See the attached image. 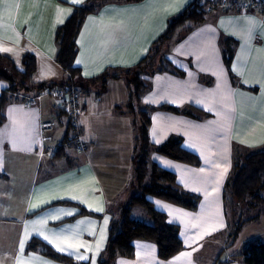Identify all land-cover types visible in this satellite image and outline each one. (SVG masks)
<instances>
[{
	"label": "crops",
	"instance_id": "0c3cea01",
	"mask_svg": "<svg viewBox=\"0 0 264 264\" xmlns=\"http://www.w3.org/2000/svg\"><path fill=\"white\" fill-rule=\"evenodd\" d=\"M85 1L0 0V56L22 71L23 56L33 54L35 85L67 81L68 74L55 60L54 35L73 8ZM192 1L111 2L86 17L74 61L85 83L79 91L82 113L75 121L83 151L67 144L61 156L44 153L64 139H73V126L59 113L53 97H41L27 106L26 94L10 95L0 126V264H68L28 250L34 238L76 264H98L105 256L109 225L134 194L130 181L135 130L132 116L116 110L127 102L124 82L109 80L97 96L89 81L107 69L137 65ZM228 39L235 44L229 68L223 62V42ZM166 58L182 75L155 74L140 105H168L191 115L153 111L149 140L157 146L171 136L180 137L183 149L195 154L199 165L155 152L149 160L172 172L180 189L199 202L190 211L152 198L154 207L178 226L182 250L162 260L155 244L136 240L132 258L117 257L111 264H243L244 245L251 240L264 242V237L248 239L239 254L230 256L217 237H225L224 246L232 241L226 237L230 227L223 192L236 150H264V14L208 9L201 24L186 23L176 29ZM7 69L0 61V71ZM6 88L7 82L0 79V93ZM45 121L55 122V127L52 140L41 146L36 133ZM82 209L88 214L81 215ZM139 210L134 209L133 216L136 211L135 218L145 219ZM261 212L259 217L264 216ZM262 222L258 218L252 223Z\"/></svg>",
	"mask_w": 264,
	"mask_h": 264
},
{
	"label": "trees",
	"instance_id": "16d2710c",
	"mask_svg": "<svg viewBox=\"0 0 264 264\" xmlns=\"http://www.w3.org/2000/svg\"><path fill=\"white\" fill-rule=\"evenodd\" d=\"M141 1L143 0H86L84 4L73 8L70 17L57 27L54 35L57 46L55 60L69 76L65 82L33 84L31 79L36 70V59L33 54L23 56L22 71H17L8 59L0 56V61L8 67L7 70L0 71V79L7 82V88L0 93V126L5 120V107L12 94L30 95L54 87H73L79 91L84 89L85 83L81 78L80 69L75 67L74 61L77 54V37L86 17L107 3H137ZM214 1L216 0H193L181 14L168 23L165 32L151 44L147 54L134 67L107 69L100 76L89 81V84L96 87L97 96L106 90L109 80L124 82L128 96L127 102L123 107H117L116 110L123 109L125 113L132 116L135 130L131 157L133 176L130 181V184L132 183L134 186V194L118 209V215L111 221L105 256L99 259L98 264H111L117 257L132 258L134 256L133 242L136 240L155 244L157 256L162 260H167L182 250L178 226L168 222L167 216L154 207L151 199H159L193 211L197 208L199 198L183 192L176 182L175 175L151 163L149 155L151 152H155L172 160L194 166L199 165V160L195 154L183 149L180 137L171 136L166 142L157 146L151 144L148 126L150 125V114L156 110L183 115H191V112L168 105L158 108L142 107L140 99L149 91L151 80L155 74L182 75L183 72L177 70L166 58L168 44L178 27L186 23L198 25L204 22L208 8ZM189 30L190 28H187V31ZM223 44V62L229 68L235 44L230 39L224 41ZM59 113L62 115L61 112ZM70 124L71 121H69V126ZM68 142L64 139L57 146H53L55 152L52 157L61 156L65 148L68 147ZM223 201L226 218H228L227 210L232 205L239 209L247 208L251 212L256 209L255 214L248 218H243L245 212L241 213L238 220L229 226L228 237L233 241L237 239L246 224L256 222L262 213L257 208L264 205V150L253 152L236 150L233 157V169L225 183ZM134 209H140L144 213L145 219L135 218L133 216ZM80 213L81 215L88 214L83 209ZM27 249L40 251L48 257L68 264H76L36 238L29 241ZM240 257L243 264H264V242L249 241L243 247Z\"/></svg>",
	"mask_w": 264,
	"mask_h": 264
},
{
	"label": "built area",
	"instance_id": "2783aa9c",
	"mask_svg": "<svg viewBox=\"0 0 264 264\" xmlns=\"http://www.w3.org/2000/svg\"><path fill=\"white\" fill-rule=\"evenodd\" d=\"M214 7H218L223 10H233V11H260L264 13V0H216L210 4L208 9H213ZM80 92L77 88L73 87H54L50 89L43 90L39 93H31L30 95H26L23 98H26V105L31 106L36 101H38L41 97L50 96L53 97L57 102L58 110L65 115L69 121H71V125L74 127L75 137L71 139L68 144L72 145L74 149L77 151H83L84 145L82 144L81 139L79 138V132L76 127V119L82 113L80 108L79 98ZM55 127V122L53 121H45L39 124L37 130V138L43 146L44 144L50 142L52 139L50 134ZM55 152V148L52 147L50 149H44V153H48L52 155Z\"/></svg>",
	"mask_w": 264,
	"mask_h": 264
},
{
	"label": "rangeland",
	"instance_id": "374dc122",
	"mask_svg": "<svg viewBox=\"0 0 264 264\" xmlns=\"http://www.w3.org/2000/svg\"><path fill=\"white\" fill-rule=\"evenodd\" d=\"M48 97H50V96H48ZM44 164L45 163H43L41 166V173L44 171V167H45ZM243 208L244 207L239 209L237 206L232 205L230 207V209L227 210V216H228L227 220H228L229 226L232 225L233 222L238 220V217L241 213L245 212L244 213L245 216L243 218H248L251 215L255 214L254 212H256V209L251 212L247 208H244V209ZM257 209L258 210L260 209V211L264 210V205L259 206ZM139 212L141 213V210H139ZM134 216L135 217L138 216L136 211H135ZM259 218L261 221H264V216H261ZM257 234H260L261 237H264V222H262L261 225H258L256 223L249 224L247 227H245L243 229L239 239L237 238L238 240L236 239V241L234 243H232V241H230L229 244H226V246H224V241H223V240H225L224 236L219 235V237H217V238H218V240H220V246H222L224 253H227L230 256V255L239 254L241 251V247L244 245L243 243H246V241L248 239L254 238ZM226 237H228V236H226ZM212 242H214L213 239H212V241H208L207 245L212 244Z\"/></svg>",
	"mask_w": 264,
	"mask_h": 264
},
{
	"label": "snow or ice",
	"instance_id": "6c2138e0",
	"mask_svg": "<svg viewBox=\"0 0 264 264\" xmlns=\"http://www.w3.org/2000/svg\"><path fill=\"white\" fill-rule=\"evenodd\" d=\"M33 207H35V205L33 206ZM98 210H102V209H98ZM45 239H47V237H45ZM23 246V243L21 244V247ZM79 259H88L87 257H83V256H81V257H79Z\"/></svg>",
	"mask_w": 264,
	"mask_h": 264
}]
</instances>
